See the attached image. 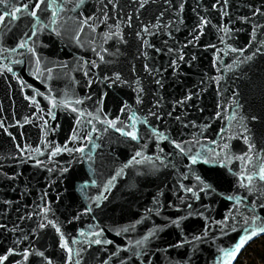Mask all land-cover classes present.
Wrapping results in <instances>:
<instances>
[{
    "label": "water",
    "instance_id": "water-1",
    "mask_svg": "<svg viewBox=\"0 0 264 264\" xmlns=\"http://www.w3.org/2000/svg\"><path fill=\"white\" fill-rule=\"evenodd\" d=\"M7 2L5 264H67L63 242L73 264H217L264 220V0H55L37 19Z\"/></svg>",
    "mask_w": 264,
    "mask_h": 264
},
{
    "label": "snow or ice",
    "instance_id": "snow-or-ice-1",
    "mask_svg": "<svg viewBox=\"0 0 264 264\" xmlns=\"http://www.w3.org/2000/svg\"><path fill=\"white\" fill-rule=\"evenodd\" d=\"M82 2H83V0H81V3ZM54 3H55V0H50V2L45 6V8L42 9L41 5H45V0H38V2L34 3V5H33V8L35 10H31L29 12V15L33 19H37L38 18V16H37L38 12L47 11L49 8L52 7V5ZM0 4H3L5 9L8 8L7 0H0ZM27 9H28V5L25 4L23 6V10H27ZM21 11H22L21 8H16L15 9L16 13L21 12ZM51 15H52L53 18H55L57 13L55 11H52ZM7 16H11L13 19L17 18L15 16V13L6 11L4 15H0V22H2ZM53 22H55V21L53 20ZM146 30L147 29H145V31ZM35 35H36V31H32V36H35ZM29 39H31V37H29ZM17 47L25 48L26 47V41L19 42ZM13 50H15V49H13ZM7 71H11V68H8ZM116 79L118 80L119 76H117ZM77 103H80V101H77ZM129 119H131V118H129ZM107 124H108V127L115 128L116 131L120 132V134L123 135V136L129 137L132 140H138L139 139L138 136H137V133L135 131H124L121 128H117L116 127L117 121H111L110 120V121H107ZM245 139H247V138L245 137ZM175 147L179 149L181 154L187 155V153H185L184 149L179 144L175 145ZM225 147H227V145ZM253 147H254V145L249 144L248 151L251 152ZM65 150L71 151V149H65ZM77 150L80 151V152H84L83 148H79ZM56 151L59 152L60 149L57 148ZM140 155H141L140 152L136 153V156H140ZM197 156H199V154H197ZM197 156L189 157L191 159V163L193 165H195L198 162ZM238 159H240L242 161L247 159L250 162V157H248L247 153H245L244 155L238 157ZM133 160L135 161V157H133ZM136 162H138V161H136ZM258 178H259V180L264 181V167H261L259 169ZM243 180H247L248 184H244ZM252 180H253V176L252 175L244 176L242 178V181H241L242 186L243 187H249L251 185ZM187 190L188 191H192L191 189H187ZM249 220L251 221V225L250 226H248L249 225ZM257 220H261V218H259V217H250L248 220H245V225L246 226L241 229V231L244 233V235H241L239 237V239L234 243V245L230 249H220V251L222 252V256L220 258H218L217 264H232V261L236 258V256L238 255V253L240 252V250L242 249V247L246 243H248L249 241H251L253 238H255L257 236L264 234V220H261V222L259 224L257 223ZM44 226L45 225H43V224L40 225L41 228H43ZM53 226L55 227V225H53ZM177 226H179V225L177 224ZM0 227H3V225H0ZM57 231L59 232L58 228H57ZM80 235L83 236L84 233L81 232ZM94 235L99 236L100 233H94ZM72 243H76V241H72ZM92 243H95V244L99 245V244H101V240L100 239H95L94 241H92ZM107 243H111V242L107 241ZM60 246L62 248H64L65 251L68 253L67 264H73L71 247L68 246L67 242L61 243ZM9 255H14V253L11 250H9ZM28 255H29V253H27V252L24 253L25 259H27ZM40 255H43V253H41ZM7 260H8V255L0 256V264H5V261H7ZM49 264H50V262H49Z\"/></svg>",
    "mask_w": 264,
    "mask_h": 264
},
{
    "label": "built area",
    "instance_id": "built-area-1",
    "mask_svg": "<svg viewBox=\"0 0 264 264\" xmlns=\"http://www.w3.org/2000/svg\"><path fill=\"white\" fill-rule=\"evenodd\" d=\"M264 242V235L259 236L252 240L245 248L239 253L234 264H264V255L255 256V250L261 248ZM255 256V262L252 263V258Z\"/></svg>",
    "mask_w": 264,
    "mask_h": 264
},
{
    "label": "trees",
    "instance_id": "trees-1",
    "mask_svg": "<svg viewBox=\"0 0 264 264\" xmlns=\"http://www.w3.org/2000/svg\"><path fill=\"white\" fill-rule=\"evenodd\" d=\"M263 246L261 247V248H259V249H257V250H255V256H263L264 255V242H263V244H262ZM255 256L252 258V263L253 262H255L254 260H256L255 259Z\"/></svg>",
    "mask_w": 264,
    "mask_h": 264
}]
</instances>
